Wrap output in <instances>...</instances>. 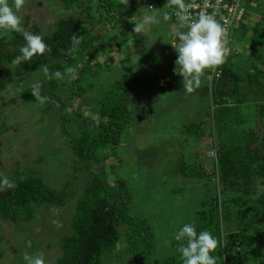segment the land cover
Returning a JSON list of instances; mask_svg holds the SVG:
<instances>
[{
	"label": "rangeland",
	"instance_id": "374dc122",
	"mask_svg": "<svg viewBox=\"0 0 264 264\" xmlns=\"http://www.w3.org/2000/svg\"><path fill=\"white\" fill-rule=\"evenodd\" d=\"M135 1L137 14L132 21L133 17L125 22L127 47L122 46L118 53L109 55L113 59L109 69H98L95 76L88 75L79 82L82 93L72 102V111L67 109L71 114L94 121L96 92L99 89L108 90L119 82L131 83L133 91L126 99L131 121L121 132L114 156L100 162L101 171L92 165L84 167L75 160L66 134L75 127L65 124L63 129L66 133L62 132L57 103L47 106L48 102L40 105L37 100L25 102L20 98V92L37 81L42 85L41 94L47 97L49 79L44 74V68L22 72L0 93V173L9 174L16 167L28 170L46 187L64 194L63 206L41 204L34 209L29 222L0 220V264H26L23 260L25 252H42L45 264H53L60 256L57 240L68 233L67 223L73 214L75 201L94 175L103 174L110 182L117 177L125 183L129 196L127 213L146 220L149 227L152 249L147 257L150 259L146 262L148 264L159 263L171 255L174 248L170 243L175 233L185 223L196 226L198 211L207 209L213 193L211 183L204 176L179 178L173 174V169L181 166L180 163L191 170L190 162L202 165L205 174H209L208 163L214 158V153L210 151L213 148L209 149V145L204 147V142L194 136L202 134L205 137L212 126L206 124L204 116L206 96L201 89L203 82L192 94H185L182 78L178 75L172 77L177 54L168 44L173 31L170 20L146 27L140 34L132 32L133 23L153 11H147L139 1ZM17 14L21 20L28 15L43 34H49L66 11L58 0H25L24 7ZM245 23L264 25V0L254 2ZM103 27L102 35L110 36L112 30L109 25L103 23ZM251 32L247 31V34ZM8 34V31H0V36ZM237 43L239 52L231 63L239 69L242 94H246L244 73L251 70L250 63H257L256 55L259 59L264 58V48L257 46L256 54H251L246 47L248 38L244 37ZM100 46L101 53H93L88 66L102 63L110 53L103 36ZM259 67L264 71V65ZM74 77V73L69 75L70 80ZM64 94L57 91L60 97ZM246 99L249 102L244 103L240 113L244 119L243 127L251 128L256 126L254 104L264 101V79L260 89L253 94L249 92ZM80 117L75 115V118ZM189 124L198 126L190 136L183 132V127ZM76 125L86 126L80 121ZM214 130L217 131V126L213 128L216 135ZM210 140L206 135V143ZM110 165L115 166V177ZM234 210H231V221L222 222V230L237 229ZM53 221H59L63 227L57 228ZM124 229V225L118 227L120 237L114 255L102 256L100 264H132L136 260L124 252ZM253 237L248 235L251 247L247 263L264 264V235L262 239Z\"/></svg>",
	"mask_w": 264,
	"mask_h": 264
},
{
	"label": "trees",
	"instance_id": "16d2710c",
	"mask_svg": "<svg viewBox=\"0 0 264 264\" xmlns=\"http://www.w3.org/2000/svg\"><path fill=\"white\" fill-rule=\"evenodd\" d=\"M58 1L66 14L55 22L49 34H43L28 15L22 20V27L26 31L43 35L45 43L51 48L50 52L13 66L11 61L19 55V48L24 43L23 36L14 31L7 36H0V93L22 72H34L47 67L50 74L56 71L64 73L68 66L77 67L75 77L71 80L67 74L62 81L55 78L49 80L46 89L49 97L47 106L57 103L63 133H66L63 129L65 124L75 127L73 130L71 128V133H66L69 137L68 147L75 160L84 167L92 165L101 171L100 162L114 156L121 132L131 121L126 103L133 91L131 83L119 82L108 90L99 89L96 92L94 121L80 117L79 114H71L67 109L72 111V102L82 93L79 82L84 81L88 75L95 76L98 69H109L113 64L110 57L112 52L118 53L122 46H126L125 22L136 16L137 3L129 0L126 7L121 0ZM147 1L158 9L165 0ZM255 1L247 0V12L240 27L234 31L231 53L229 59L221 65L220 77L210 88L207 87L205 73L201 77H204L201 89L206 96L204 116L206 124L212 125V130L209 127L206 135L211 140L206 143V135L194 136L197 135V139L204 142V147L209 145V149L213 148L210 150L214 158L208 163L209 174H205L202 165L193 162L189 163L191 170L185 169L182 163L173 169V174L179 178L204 176L212 185L213 193L208 200V207L198 211L195 228L197 233L209 231L219 241L216 251L212 253L217 258V264H252V261L247 263V253L251 247L248 235L258 238L264 235V101H256L254 104L255 127H243L244 119L240 113L244 103L249 102L246 99L249 92L253 94L261 87L264 71L259 66L264 65V58L259 59V55H256L257 63H250L251 70L244 73L246 94H242L239 69L231 63L239 52L237 42L244 37L248 38L246 47L251 54H256L257 46L264 48V25L245 23ZM103 23H107L112 30L110 36L102 35ZM171 26L173 33L177 27L173 24ZM250 30L252 32L249 35L247 31ZM73 33L83 36L75 51L70 50V37ZM102 36L106 38L110 53L102 63L95 62L93 66H88L91 55L101 53ZM175 76V73L172 74V77ZM57 91L64 92V96H58ZM19 96L25 102L36 101L31 95V87L22 90ZM75 115L80 118H75ZM77 120L86 126L76 125ZM215 126L216 135L213 133ZM195 128H198L196 124L185 125L183 132L190 136ZM109 167L113 174L115 166ZM6 175L16 187L0 193L1 221L29 222L33 218L34 209L41 204L57 207L64 205V194L46 187L31 171L16 167ZM20 176L26 179L21 181ZM111 182L103 174L89 178L75 201L73 214L67 223L68 233L57 240L60 256L53 264H100L102 256L114 255L120 237L118 227L121 225L125 226L124 252L136 258L131 263L148 264L146 262L150 260L147 257L152 249V238L148 234L147 221L127 213L129 196L125 183L117 177ZM231 208H235L234 219L238 230L224 231L222 222L231 221ZM170 245L174 248L171 255L159 263L149 264H182L177 251L179 242L173 238Z\"/></svg>",
	"mask_w": 264,
	"mask_h": 264
},
{
	"label": "clouds",
	"instance_id": "9594fccd",
	"mask_svg": "<svg viewBox=\"0 0 264 264\" xmlns=\"http://www.w3.org/2000/svg\"><path fill=\"white\" fill-rule=\"evenodd\" d=\"M121 2L127 7L129 0H121ZM24 5L25 0H11V3L10 0H0V31L19 32L24 40L19 48V55L11 61L13 66H19L30 61L34 56H42L45 52L51 51L43 35L33 34L22 27L21 17L17 13ZM162 6L158 9L154 6L149 7L153 10H150L152 13L145 14L139 22L133 23L135 26L132 32L140 34L146 27L159 25L161 21L168 22L171 16L163 10ZM164 7L176 9L174 14L179 27L174 33L176 42L172 46L177 54L174 73L182 78V90L185 94H192L200 87L201 77L206 70L216 68L225 62L229 54L226 30L213 15L200 13L193 19L188 14L189 5L185 4V0H167ZM82 40L83 36L73 33L70 37V50L75 51ZM76 71V68L68 66L64 69V73L56 71L50 74L47 67L44 68V74L49 80L55 78L62 81L66 74L71 75ZM41 88V83L35 82L31 86V95L40 105H44L49 97L41 94ZM19 179L23 181L26 177L20 176ZM15 187L16 184L6 174L0 173V193ZM53 224L57 228L63 227L59 221H53ZM174 239L179 242L177 251L180 253L182 264H217V258L212 253L216 251L219 241L209 231L197 233L193 223H185L175 233ZM23 260L26 264H45L42 252L34 254L25 252Z\"/></svg>",
	"mask_w": 264,
	"mask_h": 264
},
{
	"label": "built area",
	"instance_id": "2783aa9c",
	"mask_svg": "<svg viewBox=\"0 0 264 264\" xmlns=\"http://www.w3.org/2000/svg\"><path fill=\"white\" fill-rule=\"evenodd\" d=\"M142 6L146 10H152L149 7H152V4L147 3L146 0H139ZM167 3V0L163 3V10L168 12L171 16L170 23L179 27L177 18L175 16V8L164 7ZM185 4L189 5L188 14L193 18H197L200 13H206L213 15L218 22L226 30L227 34V47L229 48V54L227 55L225 62L229 59L231 53V42L232 36L235 33L234 31L240 27V23L247 12L246 5L247 0H185ZM250 4H252L250 2ZM175 32L170 35L169 38V47L173 49V45L176 42ZM207 87L210 88L211 84L216 81L221 75V65L205 71ZM210 97V96H209Z\"/></svg>",
	"mask_w": 264,
	"mask_h": 264
},
{
	"label": "crops",
	"instance_id": "0c3cea01",
	"mask_svg": "<svg viewBox=\"0 0 264 264\" xmlns=\"http://www.w3.org/2000/svg\"><path fill=\"white\" fill-rule=\"evenodd\" d=\"M203 79V78H202Z\"/></svg>",
	"mask_w": 264,
	"mask_h": 264
}]
</instances>
